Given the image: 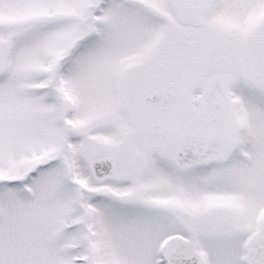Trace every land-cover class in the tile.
<instances>
[{"label": "snow or ice", "instance_id": "obj_1", "mask_svg": "<svg viewBox=\"0 0 264 264\" xmlns=\"http://www.w3.org/2000/svg\"><path fill=\"white\" fill-rule=\"evenodd\" d=\"M0 264H264V0H0Z\"/></svg>", "mask_w": 264, "mask_h": 264}]
</instances>
